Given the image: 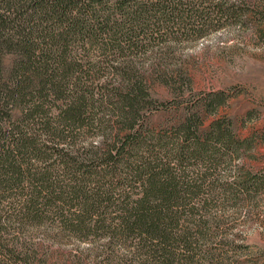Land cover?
Masks as SVG:
<instances>
[{
	"label": "trees",
	"instance_id": "trees-1",
	"mask_svg": "<svg viewBox=\"0 0 264 264\" xmlns=\"http://www.w3.org/2000/svg\"><path fill=\"white\" fill-rule=\"evenodd\" d=\"M253 1L0 0V264H34L29 227L47 222L100 241L101 264L219 261L206 202L263 180L222 183L246 141L218 119L205 131L195 114L149 129L153 80L136 60L172 85L181 47L241 26ZM85 130L97 142L79 145Z\"/></svg>",
	"mask_w": 264,
	"mask_h": 264
},
{
	"label": "rangeland",
	"instance_id": "rangeland-1",
	"mask_svg": "<svg viewBox=\"0 0 264 264\" xmlns=\"http://www.w3.org/2000/svg\"><path fill=\"white\" fill-rule=\"evenodd\" d=\"M253 2L250 14L256 16L241 26L216 30L181 47L179 57L170 61L182 67L172 85L152 73L149 57L136 60V69L153 80H149L152 102L146 113L149 129L177 127L184 117L195 114L203 120L202 131L218 119L237 140L246 141L239 159L222 169V183L237 173L245 179L258 176L264 183V0ZM13 58L6 55L4 65L9 67ZM97 140L85 130L78 132L76 142L83 145ZM256 187L245 197L230 200L222 195L206 202L207 217L213 221L205 229L214 235L207 248L219 256L217 263L207 264H264V185ZM29 229L36 249L34 264H101L97 256L100 241L81 242L48 222ZM220 239L222 244L216 246ZM122 252L116 245L115 253Z\"/></svg>",
	"mask_w": 264,
	"mask_h": 264
}]
</instances>
